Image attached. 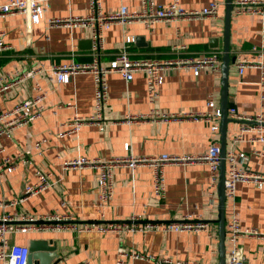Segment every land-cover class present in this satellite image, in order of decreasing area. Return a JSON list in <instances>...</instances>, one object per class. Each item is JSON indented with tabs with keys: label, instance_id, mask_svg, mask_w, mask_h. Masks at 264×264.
Segmentation results:
<instances>
[{
	"label": "crops",
	"instance_id": "1",
	"mask_svg": "<svg viewBox=\"0 0 264 264\" xmlns=\"http://www.w3.org/2000/svg\"><path fill=\"white\" fill-rule=\"evenodd\" d=\"M10 0H0L8 3ZM44 5L42 19L30 23L23 14L0 19V32L9 47L0 52V83L8 76L28 72L37 66L51 68L62 64H90L94 60L91 29L83 24L52 26L50 21L84 18L89 14L88 0H40ZM171 0H155L168 6ZM212 2L219 4V18L137 21L115 24L104 34L100 61L109 64L125 50L133 60L153 62L195 56L224 49L226 0H179L186 9H199ZM130 12L142 10L141 0H103L106 13L121 7ZM179 33V37L177 36ZM127 37L132 41L128 42ZM264 41V15H232L231 56L245 52ZM184 44L186 49L176 50ZM146 73L134 74L126 82L118 73L108 75L109 101L102 124H87L78 132L64 134L63 127L72 119L89 118L94 113L95 81L92 73L76 74L59 84L41 73L0 92V113L23 100L39 94L45 96L41 117L0 137L3 149L0 160H19L27 154L30 163L0 179V216L8 215L22 225L41 215L69 216L76 224L128 223L133 217L144 222H173L191 216L211 223L208 232L186 233L151 229L145 232H31L11 236L12 242L28 245L32 238L53 240L61 249L58 264H116L122 253L135 252L151 259H128L130 264H219L218 253V181L211 188L208 167L199 162H179L165 168L166 195L153 193L151 166L115 170V196L109 205L98 201V173L93 168L66 167L80 157L91 159L144 158L163 154L180 159L203 156L210 144L221 146V122L217 132L211 122L182 120L126 123L127 114L204 112L211 96L221 109V73L203 70L198 75L191 68L171 69L164 73L158 95L151 100L147 92ZM261 71L248 68L239 75L231 64L228 107L244 119H233L227 125L226 152L235 151L239 164L250 174L264 173V143L254 146L250 140L264 136L257 124L246 119L264 117V87ZM41 87V91L36 89ZM241 138L240 141H237ZM51 175L54 184L44 192L25 198L27 186L37 182L36 173ZM220 178V176H219ZM226 179V178H225ZM211 194V195H210ZM235 214L244 230L255 236L240 239L244 264H264V185L239 182L236 199L226 203V223ZM215 240L217 246H215Z\"/></svg>",
	"mask_w": 264,
	"mask_h": 264
},
{
	"label": "built area",
	"instance_id": "2",
	"mask_svg": "<svg viewBox=\"0 0 264 264\" xmlns=\"http://www.w3.org/2000/svg\"><path fill=\"white\" fill-rule=\"evenodd\" d=\"M142 10L140 12H130L127 7L123 6L114 13H106L103 9V0H88L89 14L84 18H63L53 19L50 21L52 26H64L71 24H83L91 29V37L94 44V60L90 64H62L44 68L42 65L31 69L28 72H21L8 78L2 79L0 83V92L19 85L34 76L45 73L52 80L59 84L65 83L66 80L76 74L92 73L95 81V98L94 113L89 118H74L64 124V134L78 132L81 127L87 124H102L104 120L105 106L109 101L108 75L111 73L120 74L126 82L134 78V74L140 71L146 73L147 92L153 100L159 92L160 86L164 82V73L171 69L191 68L196 75L203 70H209L213 73L221 72L222 54L219 51L203 53L195 56H188L173 60L153 62L133 60L127 51L123 50L116 54L115 58L108 65L103 66L100 61L101 52L104 48V34L115 24H127L137 21L148 22L151 25L158 21H177V20H194L198 18H219V4L212 2L208 6L199 9H186L182 7L179 0H171L168 6L157 5L155 0H141ZM233 13L242 14H259L264 15V0H233ZM44 13V5L40 0H10L8 3H0V19L10 15L23 14L27 16L30 23L39 22ZM179 37V33L177 35ZM127 41H132L127 37ZM9 47L4 42V33L0 32V52L7 50ZM176 50L186 49V45H175ZM235 65L239 75H243L248 68H254L261 71V85L264 87V41L259 46L235 54ZM41 91L40 86H36ZM43 94H39L31 99H26L18 103L12 109L0 113V137L4 134H12L16 129L26 126L33 121L38 120L44 110ZM229 114L233 119H244L237 114L235 109H229ZM126 123H138L148 120L154 122H175L182 120H196L211 122V130L217 132L220 125L216 120H222V112L214 106V99L211 96L207 102V110L204 112H174L161 113L152 111L148 114H127L124 118ZM249 122L257 124L259 129L264 132V117L259 116L257 119H246ZM238 138L237 141H240ZM254 146L263 142L264 136L250 140ZM3 149L0 145V155ZM221 146L218 141L210 144L207 152L198 158L180 159L175 156L163 154L158 157L144 158H113V159H91L80 157L67 163L66 167L74 168H93L98 173V201L101 207L109 205L115 196V170L117 167L126 166L135 170L141 166H151L154 171L153 175V193L156 198H164L166 195V178L165 168L170 164L179 162H199L208 167L212 179L211 188L220 176L221 165ZM226 179H225V196L226 203H233L236 199L237 184L239 182L255 183L259 186L264 185V173L250 174L243 166L239 164V157L235 151L226 152ZM28 165L30 159L27 154H20L19 160L16 161L10 157H3L0 160V179L7 174L14 172L19 168V164ZM37 182L34 185L27 186L25 189V198L35 196L49 189L54 182L50 174L40 171L36 173ZM211 195V194H210ZM26 224L22 225L16 218L2 215L0 216V264H28L29 248L28 245H21L12 242L11 236L18 233L31 232H89L98 231L107 232H145L151 229H161L164 231L174 232H208L212 238L216 232L213 230L211 223L197 219L191 216H185L183 219L173 222L157 223L144 222L140 223L138 218L133 217L128 223H96V224H76L71 222L69 216L59 215H41L38 218L27 219ZM255 236L254 232L244 230L239 218L232 214L226 223V261L225 264H244L239 246L240 239L244 236ZM264 237V233L260 234ZM122 259L116 264H130L128 259H151L150 256L136 254L135 252L122 253ZM163 264H173V261L165 258L161 260ZM176 264H185L178 262ZM201 264V263H192ZM211 264V263H210Z\"/></svg>",
	"mask_w": 264,
	"mask_h": 264
},
{
	"label": "water",
	"instance_id": "3",
	"mask_svg": "<svg viewBox=\"0 0 264 264\" xmlns=\"http://www.w3.org/2000/svg\"><path fill=\"white\" fill-rule=\"evenodd\" d=\"M233 0H226L225 5V25L223 33L224 49L221 66V165L220 178L218 183V217L215 223L218 225V253L219 264H225L226 261V196H225V178H226V141L227 125L230 121L228 96H229V77L232 62H235V56H231V21L233 15ZM29 257L28 264H58L60 255L58 253L57 243L45 238H32L28 243Z\"/></svg>",
	"mask_w": 264,
	"mask_h": 264
},
{
	"label": "rangeland",
	"instance_id": "4",
	"mask_svg": "<svg viewBox=\"0 0 264 264\" xmlns=\"http://www.w3.org/2000/svg\"><path fill=\"white\" fill-rule=\"evenodd\" d=\"M218 73H221V72H218ZM215 246H217V241L216 240H215ZM58 253H61V249H59V248H58Z\"/></svg>",
	"mask_w": 264,
	"mask_h": 264
}]
</instances>
